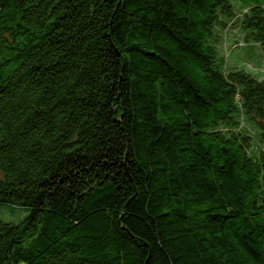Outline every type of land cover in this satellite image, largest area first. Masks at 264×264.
I'll return each mask as SVG.
<instances>
[{"label":"trees","instance_id":"16d2710c","mask_svg":"<svg viewBox=\"0 0 264 264\" xmlns=\"http://www.w3.org/2000/svg\"><path fill=\"white\" fill-rule=\"evenodd\" d=\"M228 28L264 63V0H0V208L29 211L0 264H264V70Z\"/></svg>","mask_w":264,"mask_h":264},{"label":"rangeland","instance_id":"374dc122","mask_svg":"<svg viewBox=\"0 0 264 264\" xmlns=\"http://www.w3.org/2000/svg\"><path fill=\"white\" fill-rule=\"evenodd\" d=\"M221 48V56L225 60L227 68L229 66H238L250 72L253 76L258 77L259 67L262 65L264 70V63L262 57V50L259 46L246 43L243 34L237 29L228 28L225 32ZM264 73V72H263ZM255 137V134L252 133ZM260 145L258 144V146ZM29 214L26 209H17L8 206L0 208V218L5 222H19Z\"/></svg>","mask_w":264,"mask_h":264}]
</instances>
